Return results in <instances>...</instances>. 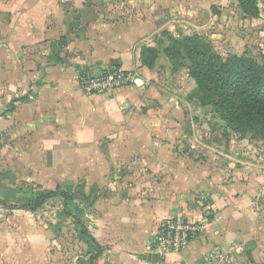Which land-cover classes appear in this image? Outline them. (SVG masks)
Here are the masks:
<instances>
[{"label": "crops", "instance_id": "0c3cea01", "mask_svg": "<svg viewBox=\"0 0 264 264\" xmlns=\"http://www.w3.org/2000/svg\"><path fill=\"white\" fill-rule=\"evenodd\" d=\"M208 2L0 0V150L27 181L55 180L56 190L80 189L87 198L56 196L43 205L61 204L57 264H91L92 257L95 264H208L217 251L222 264H264V175L226 161L228 172L216 157L193 161L186 150L192 125H183L169 92L174 83L157 70L172 67L156 42L162 28L199 19ZM145 47L159 51L152 69L142 62ZM107 67L134 73L135 82L86 97L79 74ZM15 172L0 173V186H11ZM10 191L27 197L23 187L0 191V264H51L47 225L25 233L12 215H35L17 207L47 192L17 205ZM168 218L208 221V229L182 253L152 263L144 256ZM65 222L77 235L67 252Z\"/></svg>", "mask_w": 264, "mask_h": 264}, {"label": "rangeland", "instance_id": "374dc122", "mask_svg": "<svg viewBox=\"0 0 264 264\" xmlns=\"http://www.w3.org/2000/svg\"><path fill=\"white\" fill-rule=\"evenodd\" d=\"M258 7V16L251 18L243 14L238 0H210L208 2V10H202L199 19L194 18L195 21H192L182 18L178 22H175L173 29H170L169 26L163 27L158 37H156L157 45L160 52L164 53V49L169 46L171 38L179 39L186 35H199L203 40L210 43L214 50L224 58L245 54L262 62L264 61V0H258ZM164 55L166 54L164 53ZM188 64V60L179 58L176 60L175 65L182 67L179 70L176 69L178 70L177 72L174 70L172 63V67L168 70L164 66H160L157 70L161 71L160 76H162L163 80L174 83L169 92L175 97V109H182L183 115L181 119L183 125H185L186 121L192 125L191 130L186 133L188 135L187 140L190 141L189 144H186V150L191 155L193 161H206L211 157H216L219 165L220 163L222 165L226 164V161L233 162L236 163L235 165L240 172H253L259 176L264 175V140L256 139L251 134L234 129L222 119L214 107H202L196 103H189L186 100V96L196 87L195 81L189 77L186 67ZM175 113L177 111L171 112L169 119H172ZM2 141L5 143L4 139ZM5 145L7 146V144ZM3 146L2 144L1 147ZM2 150L3 148L0 150V173L7 175V173L11 174L15 172V168L17 167L22 169L19 165L9 162L7 148L3 152ZM224 167V170L230 171L228 165H223ZM20 171L15 172L17 176L15 180L10 182L11 186L7 185V181L0 186L1 192L14 189L19 190L21 187L27 188V192L25 193L27 197L24 199V202L18 197L19 191H10L11 198H13V202L15 199L17 205L30 202L31 197L36 193L56 190L59 184H61L51 179H29L27 181L24 172ZM261 183H263V180H261ZM258 202L264 205V194L260 195ZM59 208H61V204L51 202L43 206L35 215L17 211L13 212L15 214H12L16 216L19 230L22 227L25 233L32 231L39 232L40 225L42 227H46L45 225H47L49 231V263L51 264H57L54 260V238L59 232L58 227L60 225L61 227L63 226V222L58 220L59 213L57 210ZM262 215L264 216V207ZM27 220H31V222L25 224L26 226L21 224V222L23 223ZM73 230L74 228L69 222H65V226L61 230V234L66 237L64 241L65 252H67V249L72 250L71 247L76 243L77 235L73 233ZM62 264L67 263L64 262Z\"/></svg>", "mask_w": 264, "mask_h": 264}, {"label": "trees", "instance_id": "16d2710c", "mask_svg": "<svg viewBox=\"0 0 264 264\" xmlns=\"http://www.w3.org/2000/svg\"><path fill=\"white\" fill-rule=\"evenodd\" d=\"M238 4L246 17L258 16V0H238ZM164 53L176 72L182 67L175 65L176 60H188V74L196 84L186 96L189 103L212 106L234 129L264 140V61L259 62L245 54L224 58L199 35L171 38ZM158 55L157 49L145 47L142 51L143 64L154 68ZM56 196L65 200H87L80 189L75 192L53 190L17 208L37 212ZM95 258H91V264H95Z\"/></svg>", "mask_w": 264, "mask_h": 264}, {"label": "built area", "instance_id": "2783aa9c", "mask_svg": "<svg viewBox=\"0 0 264 264\" xmlns=\"http://www.w3.org/2000/svg\"><path fill=\"white\" fill-rule=\"evenodd\" d=\"M3 43L0 42V47ZM135 75L121 67L103 68L98 74H79L81 91L86 97L113 95L116 91L135 82ZM208 229V221L189 222L178 218L166 219L154 236L151 251L161 258L180 254L192 241L203 238ZM208 264H222L224 256L217 252L209 255Z\"/></svg>", "mask_w": 264, "mask_h": 264}, {"label": "water", "instance_id": "95a60500", "mask_svg": "<svg viewBox=\"0 0 264 264\" xmlns=\"http://www.w3.org/2000/svg\"><path fill=\"white\" fill-rule=\"evenodd\" d=\"M1 35V33H0ZM0 42L3 43L4 40L0 37ZM136 84L137 85H141L142 84V80L141 79H137L136 80ZM144 259L148 260V261H151L152 263H160L163 261V259L161 258L160 254L159 253H149V254H146L144 256Z\"/></svg>", "mask_w": 264, "mask_h": 264}]
</instances>
